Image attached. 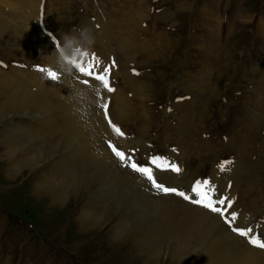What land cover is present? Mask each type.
<instances>
[{
  "label": "rangeland",
  "instance_id": "obj_1",
  "mask_svg": "<svg viewBox=\"0 0 264 264\" xmlns=\"http://www.w3.org/2000/svg\"><path fill=\"white\" fill-rule=\"evenodd\" d=\"M263 20L264 0H0V22L7 27L0 33V85L13 90L27 88L31 97L45 93L40 100L42 116L38 118L68 120L70 109L45 88L59 92L68 89L70 93V88L57 84L71 78L45 81L35 68L51 62L49 55L55 44L47 33L59 39L75 29L90 28L96 37L90 54L105 64L116 63L110 78L116 91L102 90L101 95L109 102L110 119L126 134V143L108 139L110 128L103 140L105 144L108 139L107 148L111 140L126 152L136 149L140 164H147L155 155L177 163L183 168L180 175L157 171V177L163 184L185 192H190L197 179L210 178L215 185L212 175L217 172L231 185L224 194L232 192L233 186L237 188L233 198L234 208L241 214L239 225L264 233V35L259 26ZM19 23L35 25L48 42L20 34ZM206 72L210 75L204 80ZM74 73L73 83L85 87ZM92 86L87 89L99 87L95 81ZM93 94L100 116L101 101ZM24 114L14 116L16 125L38 138L51 130L53 123L47 130L39 128L43 120ZM60 135L56 134L51 144ZM66 147L68 151L74 149L68 143ZM228 160L234 163L220 174L217 165ZM2 165L0 160V218L4 221V227H0V264H157L148 254L137 260L131 249L134 241L111 239L109 230L115 225V216L107 227L95 228L89 235L81 233L75 217L86 204L90 189L64 207L40 203L32 184L43 180L45 174L52 175L48 162L38 168L37 174L25 171L24 182L7 179ZM117 167L145 181L153 195L164 196L157 195L138 174L121 164ZM216 189L219 193L220 187ZM104 201L92 200L90 208H107ZM137 212L131 211L130 224L140 220ZM162 243L164 246L168 241ZM160 259V264L196 262L188 258Z\"/></svg>",
  "mask_w": 264,
  "mask_h": 264
},
{
  "label": "bare ground",
  "instance_id": "obj_2",
  "mask_svg": "<svg viewBox=\"0 0 264 264\" xmlns=\"http://www.w3.org/2000/svg\"><path fill=\"white\" fill-rule=\"evenodd\" d=\"M259 26L264 35V20ZM6 28L3 22H0V33L7 31ZM17 31L22 35L48 42L35 25L21 23ZM107 51L111 52L109 48ZM74 74L79 82L78 75ZM208 75L210 72L205 73L204 80ZM57 86L70 88L68 80H60ZM80 88L88 87L80 86ZM45 89L54 98L60 97L67 110L70 109L68 120L62 118L64 120L56 122L46 120L47 116L38 118L42 116L40 111L43 106L40 100L45 93L41 92L42 96L31 97L27 88L13 90L9 85H0V123H4L0 128V160L3 161L2 166L7 179L23 181L25 171L29 174L32 172L37 174L38 168L48 162L51 165L52 175L45 174L43 180L32 184L38 201L47 206L53 204L55 207H64L70 199L90 189L86 204L75 217L81 233L89 235L95 228L100 230L115 216V225L109 230V236L114 242L134 241L131 249L136 252L139 261L143 260V255L148 254L157 264H160V256L176 261L183 258H188L190 261L193 259L196 260L194 264H264V250L252 248L243 239H237L217 216L200 211L174 196L157 197L153 195L145 181L140 180L127 169L118 168L117 165L120 166V163L112 156L111 150L105 144L108 139L119 140L122 144L126 143V140L115 136L113 132L109 134L110 127L106 128L103 110V116L98 115L100 109L96 106L93 93H91V103L80 105L71 100L68 89L62 92L52 90L51 87ZM53 105L57 106L54 103ZM24 113L43 120V125L39 128H50L53 123L51 130L48 129L42 138H38L39 135L35 136L28 129L16 125L14 116ZM56 134H61V137L56 141L57 137L54 144H51L50 141L54 140ZM106 135L108 139L104 144ZM45 139L50 144H44ZM67 143L74 148L72 151L67 150ZM76 168L78 169L74 172ZM212 177L216 179L215 187H220V194L228 191V181L222 175L218 176L217 172H214ZM232 189L233 191L228 194L230 197L234 196L237 188L233 186ZM102 199L105 200L104 205H107V208H99V210L90 208L92 200L97 203ZM132 210H138L137 216L139 215L141 220H136L135 224H130L128 220ZM0 227H4L2 218H0ZM174 229L179 230L182 235L180 236V233ZM163 240L168 241V244L163 246ZM170 241H172L171 246ZM77 247L78 245L74 246L73 252H76ZM43 251L45 252L46 249ZM130 252L132 253V250Z\"/></svg>",
  "mask_w": 264,
  "mask_h": 264
},
{
  "label": "snow or ice",
  "instance_id": "obj_3",
  "mask_svg": "<svg viewBox=\"0 0 264 264\" xmlns=\"http://www.w3.org/2000/svg\"><path fill=\"white\" fill-rule=\"evenodd\" d=\"M86 59L74 64V70L78 75L79 82L87 87H93L92 81L97 82L99 87H95L94 91L101 101L99 107L103 110L105 119L108 122L113 134L119 138H126V134L121 128L114 124L109 116V102L104 100L101 91L114 93L116 89L111 84L112 70L116 67L113 60L111 64H105L101 58L94 53H85ZM36 71L42 75H46L47 79L51 82H58L60 75L51 69H45L43 66H36ZM134 75L139 73L133 71ZM108 147L112 154L116 157L122 167L128 168L130 171L138 174L141 178L146 180L152 189L155 190L157 195L176 196L186 202L192 203L202 207L209 212L216 214L225 223L229 229L237 236L245 239L251 246L264 250V233H258L252 226L242 227L239 225L241 214L234 208L236 198L230 197L226 194L217 192L215 185L210 178L197 179L193 182L190 192L176 189L167 186L160 182L157 177V171L172 172L180 175L183 172L182 166L170 161L168 158L158 155L150 156L147 164H140L135 158L136 149L129 150L128 152L118 148L111 141L108 142ZM174 152L175 148L172 149ZM233 161H221L217 168L220 172L229 170V165ZM231 188V185L228 186ZM257 228L260 225L256 226Z\"/></svg>",
  "mask_w": 264,
  "mask_h": 264
},
{
  "label": "clouds",
  "instance_id": "obj_4",
  "mask_svg": "<svg viewBox=\"0 0 264 264\" xmlns=\"http://www.w3.org/2000/svg\"><path fill=\"white\" fill-rule=\"evenodd\" d=\"M55 44V50L49 55L51 62L44 65L45 69H51L61 77H68L70 87V98L77 104L86 105L91 103L93 89L77 87L74 83V64L86 59L85 53H90L96 43V37L90 28H79L72 32L64 33L57 39L51 33H47ZM42 79L47 81L46 75ZM59 79V80H60ZM96 94V93H95Z\"/></svg>",
  "mask_w": 264,
  "mask_h": 264
}]
</instances>
